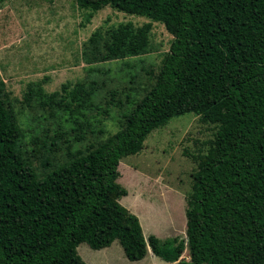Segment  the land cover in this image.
Here are the masks:
<instances>
[{"label": "trees", "instance_id": "1", "mask_svg": "<svg viewBox=\"0 0 264 264\" xmlns=\"http://www.w3.org/2000/svg\"><path fill=\"white\" fill-rule=\"evenodd\" d=\"M76 1L90 9L88 20L111 5L163 22L173 40L124 125L43 176L22 149L0 81V264H87L81 243L101 249L115 240L132 260L151 248L171 264H264V0ZM121 26L103 59L146 51L151 24ZM77 89L85 92L83 84ZM186 113L217 127L209 147L193 156L186 237H146L139 216L120 201L128 194L120 162ZM186 248L189 259L181 258Z\"/></svg>", "mask_w": 264, "mask_h": 264}, {"label": "rangeland", "instance_id": "2", "mask_svg": "<svg viewBox=\"0 0 264 264\" xmlns=\"http://www.w3.org/2000/svg\"><path fill=\"white\" fill-rule=\"evenodd\" d=\"M89 11L76 0H8L0 9V81L22 130V149L40 176L124 125L155 83L173 40L163 22L146 15L106 5L88 20ZM149 23L146 51L103 59L121 25L138 30ZM216 130L186 113L155 129L139 153L120 162L118 181L128 189L120 201L139 216L146 237H186L193 156L209 147ZM78 252L87 264H169L151 248L132 260L118 240L101 249L83 242ZM181 258L189 259L188 248Z\"/></svg>", "mask_w": 264, "mask_h": 264}, {"label": "crops", "instance_id": "3", "mask_svg": "<svg viewBox=\"0 0 264 264\" xmlns=\"http://www.w3.org/2000/svg\"><path fill=\"white\" fill-rule=\"evenodd\" d=\"M169 264H171V263H169Z\"/></svg>", "mask_w": 264, "mask_h": 264}]
</instances>
